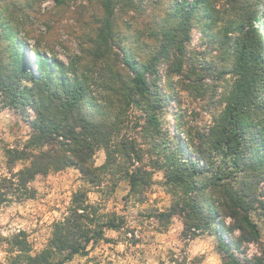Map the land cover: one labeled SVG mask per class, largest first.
Listing matches in <instances>:
<instances>
[{"label":"trees","instance_id":"1","mask_svg":"<svg viewBox=\"0 0 264 264\" xmlns=\"http://www.w3.org/2000/svg\"><path fill=\"white\" fill-rule=\"evenodd\" d=\"M69 1L54 0L56 11L63 10ZM80 1L84 4L79 2L77 6L80 9L76 12L77 19L94 20L95 23L86 26L80 35L77 33L82 40L81 54L74 60L77 64L67 65L47 58L36 48L28 52L23 38L8 18L12 1L0 2V101L17 110L31 109L34 120L28 145H48L46 150L38 152L7 150L9 165L17 162L26 165L1 180L4 188L0 190V205L12 197L28 198L27 185L36 176L69 167L78 169L85 182L92 186H100L106 175L113 179L112 186H116L120 179L117 176L123 175L130 185L128 197L142 203L150 173L142 164L135 166L141 157L125 133L128 112L133 106L144 113V122L152 138L157 141V147L165 151L166 187L173 193L175 202L169 212L159 213V217L168 224L171 214L183 215L189 229L209 231L218 239V248L229 258L224 264H242L222 235L229 229L213 228V225L216 218H229L232 229L240 234L239 241L250 242L258 238L247 212L254 198L246 199L251 195L230 186L229 178H236L247 168L257 173L264 166L262 14L254 15L260 25L246 27L252 20V12L249 8L235 9L238 14L241 12L245 26L236 36H228V41L223 44L232 61L229 73L233 82L229 92L224 91L222 103L225 107L216 115L213 126L192 137L180 126L178 113L175 114V120H178L175 132L187 137L185 147L191 149L195 156L192 158L185 147L173 150L166 132L161 130L157 111L164 107L166 92L161 93L159 88L153 92L157 86L151 78L159 76L158 67L164 64L168 77L172 72L183 77L180 80L183 89L205 91L200 81L205 74L211 73L209 68L204 69L206 73L202 75L195 68H190L189 77L183 73L185 66L191 64L186 61L193 58L186 52L191 30L195 26L202 28V19L209 17L207 0ZM90 6H96L92 13ZM70 8H73L70 13L74 14V6ZM131 11L140 15L134 17L138 21L136 30L129 25L121 27L125 25V15L130 17ZM208 25L214 26L215 22L209 20ZM116 28L119 34L123 30L124 42L119 41L118 35L114 44ZM145 44H154L158 48L157 55L149 60L136 52L138 46ZM30 54L34 55V61ZM84 62H91L93 68H97L103 91L99 101L91 95L89 80L78 75ZM163 89L167 91L168 86ZM99 149L105 152V163L102 167H94L92 160ZM216 157H220L221 162L217 163ZM119 160L123 161V167ZM93 222L94 214L87 212L86 193L76 192L69 216L56 225L48 248L31 255L24 248L26 240L19 239L23 236L19 232L20 235L15 236L17 257L23 264H63L73 255L85 253V244L92 240L89 233L102 239L100 226L90 230L88 224ZM117 223V218H113L103 227L116 230ZM64 252L65 256H62ZM252 264H264V257H255Z\"/></svg>","mask_w":264,"mask_h":264},{"label":"rangeland","instance_id":"2","mask_svg":"<svg viewBox=\"0 0 264 264\" xmlns=\"http://www.w3.org/2000/svg\"><path fill=\"white\" fill-rule=\"evenodd\" d=\"M8 12L13 27L23 38L26 50L36 48L47 58L57 60L67 65L76 63L74 60L80 56L81 37L83 29L95 21L79 20L76 12L80 0H71L61 11H56L54 0H11ZM150 3L152 0H144ZM192 1V0H189ZM2 2V0H0ZM74 2V3H73ZM209 3V17L203 18L204 26H195L190 33V40L186 44V52L193 55L188 59L190 66L186 65L184 75L190 76V68L204 74V69H210L200 83L204 84L205 91H187L181 86V76L172 72L168 77L164 69L166 65L160 64L157 78H151L153 92H166L164 107L158 109L157 114L161 130L165 131L170 147H185L187 137L175 132L178 120L180 126L188 130L192 137L201 132L208 131L214 124L216 115L225 107L224 91L229 92L233 78L229 72L232 70V61L223 44L230 36H236L243 26L242 15L235 9L249 8L252 20L246 27L260 25L255 18L262 14L264 23V0H207ZM256 3L259 5L256 6ZM74 6V14L70 13V6ZM89 12L95 11L90 6ZM255 15V17H254ZM125 15L124 26L136 30L137 19L140 15L135 11ZM209 20L215 22L208 25ZM52 27L49 29V27ZM121 30V29H120ZM123 30L119 34L114 30V44L124 42ZM77 33L79 35H77ZM227 34V35H226ZM82 36V35H81ZM229 36V37H228ZM118 44V42H117ZM138 56L144 59L155 57L158 53L156 45L138 46ZM231 50L229 49V52ZM31 60L35 57L30 54ZM77 64V63H76ZM90 62L82 63L78 75L87 78L90 83V92L95 100H101L103 91L96 73ZM91 70V72H90ZM168 86L164 91V86ZM201 94V95H200ZM34 113L27 108L25 111L5 106L0 101V190L3 187L1 180L12 172L21 170L25 162L7 163V150H27L38 152L46 150L48 145L34 147L28 145L32 133ZM145 115L141 109L131 107L128 112L125 133L141 157L140 162L144 169L150 173L149 186L143 196V202H137L129 196L130 185L123 175L117 176L116 186H112L113 179L104 176L100 186H92L85 182L78 169L69 167L58 172H50L44 176H36L28 183L27 197H12L7 203L0 205V264H23L17 257L19 251L16 247L15 236H23L24 248L31 255L47 249L55 232L56 225L69 216V209L73 195L76 192L86 193L87 212L94 214V222L88 224L90 230L103 229L102 239L89 233L92 240L85 244V253L73 255L63 264H224L229 261L224 251L218 248V239L211 232H201L189 229L183 215L171 214L166 224L159 213H167L175 202L174 195L166 187L165 161L163 148L157 147V141L152 138L148 126L144 122ZM185 151L192 158L191 149L186 146ZM188 156H185L187 158ZM215 161L221 162L220 157ZM123 167V161L119 160ZM228 161H226L227 163ZM92 163L94 167H102L105 163V152L96 151ZM222 166L224 167L225 165ZM121 174V173H120ZM256 176V177H255ZM229 178V177H228ZM253 181V179H255ZM116 180V177L114 178ZM230 186L242 189L248 198H254L249 203L251 209L247 212L255 225L258 238L255 241H239L240 234L232 229L231 219L216 218L213 228L229 229L222 232L228 242L231 252L242 264H252L255 257H264V166L256 173L249 168L243 169L236 178H229ZM252 186H255L254 192ZM7 194V193H4ZM117 218L119 227L111 229L103 227L105 222ZM63 253L62 256H65Z\"/></svg>","mask_w":264,"mask_h":264}]
</instances>
